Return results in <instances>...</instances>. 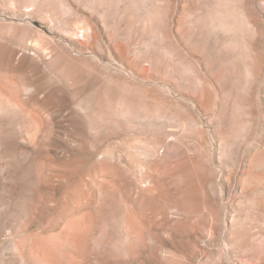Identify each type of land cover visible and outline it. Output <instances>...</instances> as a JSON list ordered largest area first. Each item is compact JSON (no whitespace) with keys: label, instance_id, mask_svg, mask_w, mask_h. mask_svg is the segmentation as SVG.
Instances as JSON below:
<instances>
[{"label":"rangeland","instance_id":"rangeland-1","mask_svg":"<svg viewBox=\"0 0 264 264\" xmlns=\"http://www.w3.org/2000/svg\"><path fill=\"white\" fill-rule=\"evenodd\" d=\"M0 264H264V0H0Z\"/></svg>","mask_w":264,"mask_h":264}]
</instances>
